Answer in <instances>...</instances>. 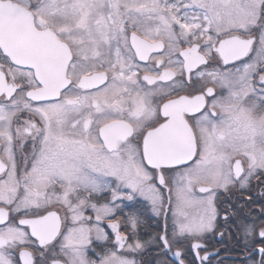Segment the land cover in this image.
I'll return each mask as SVG.
<instances>
[{
	"label": "snow or ice",
	"instance_id": "obj_1",
	"mask_svg": "<svg viewBox=\"0 0 264 264\" xmlns=\"http://www.w3.org/2000/svg\"><path fill=\"white\" fill-rule=\"evenodd\" d=\"M253 181L264 0H0V264H143L149 247L211 264L221 193ZM231 209L243 264H264V206ZM149 212L163 227L141 240Z\"/></svg>",
	"mask_w": 264,
	"mask_h": 264
},
{
	"label": "flooded vegetation",
	"instance_id": "obj_2",
	"mask_svg": "<svg viewBox=\"0 0 264 264\" xmlns=\"http://www.w3.org/2000/svg\"><path fill=\"white\" fill-rule=\"evenodd\" d=\"M261 185L257 181H253L252 185L246 191L232 190L229 194L221 193L219 207L221 209V217L218 219V228L215 234L209 233L201 241L209 253L219 252V255L211 260V264H217V261H223V264H243L245 256L242 252V247L238 243L234 233L235 229L231 223L223 220V212L228 205H232L238 216L254 218L258 216L259 210L264 206V196L261 195ZM145 224L140 229L141 240H147L152 234L159 233L163 227V218H157L147 213L143 218ZM171 230V222L169 220V231ZM231 230V231H230ZM110 232V230H108ZM220 231H224L225 235L221 237ZM204 249L201 250V255L204 254ZM155 247H149L141 253L137 259H141L143 264H153L158 257ZM192 255L189 256V259ZM258 258V257H257ZM195 264H199L196 261Z\"/></svg>",
	"mask_w": 264,
	"mask_h": 264
}]
</instances>
